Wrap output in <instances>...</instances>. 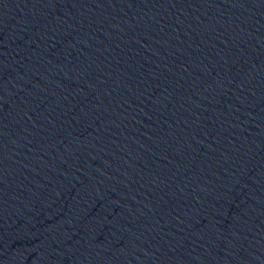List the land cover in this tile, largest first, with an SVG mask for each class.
Here are the masks:
<instances>
[{"label":"water","instance_id":"obj_1","mask_svg":"<svg viewBox=\"0 0 264 264\" xmlns=\"http://www.w3.org/2000/svg\"><path fill=\"white\" fill-rule=\"evenodd\" d=\"M0 264H264V0H0Z\"/></svg>","mask_w":264,"mask_h":264}]
</instances>
